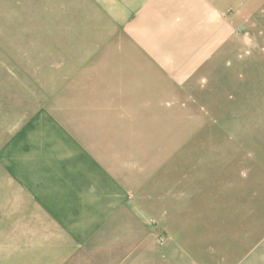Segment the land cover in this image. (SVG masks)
Returning a JSON list of instances; mask_svg holds the SVG:
<instances>
[{"label": "rangeland", "instance_id": "rangeland-1", "mask_svg": "<svg viewBox=\"0 0 264 264\" xmlns=\"http://www.w3.org/2000/svg\"><path fill=\"white\" fill-rule=\"evenodd\" d=\"M71 10L0 0V264L261 263L264 1L239 2L207 31L205 49L169 57L167 73L183 80L154 92L104 87L101 66L77 64L102 51L87 48L96 35ZM40 133L85 141L82 153L102 158L126 200L89 219L70 178L52 174L37 187L48 214L24 201L6 159L12 152L21 173V148ZM62 147L41 152L44 171L75 159L71 146L59 156Z\"/></svg>", "mask_w": 264, "mask_h": 264}, {"label": "crops", "instance_id": "crops-1", "mask_svg": "<svg viewBox=\"0 0 264 264\" xmlns=\"http://www.w3.org/2000/svg\"><path fill=\"white\" fill-rule=\"evenodd\" d=\"M68 1L72 3L70 18L79 19V30L87 27L88 34L96 35L93 44L87 48L102 51L92 63L80 61L77 64L101 66L104 87L109 81L129 82L135 84L131 86L134 91L154 92L166 90V86H160L162 81L183 80L180 77L174 79L167 73L169 57L181 60L190 56L191 50H200V44L206 43L207 31L215 34L217 22L220 24L228 11L237 10L239 2L264 0H61ZM73 3L78 5L77 9ZM40 135L43 138L38 144L28 141L22 146L21 173L15 174L12 152L6 159L7 183L13 187L18 185L17 193L23 194L24 201L36 200L39 204L35 203L36 207L48 214L49 199L47 197L45 201L37 187L51 182L52 174L60 176L62 181L70 178L72 190L76 192L77 200L83 202L89 219H107L111 201L120 206L126 200L125 187L121 188L117 181L111 180L102 158H97L93 152L91 157L82 153L81 146H87L84 140L80 143L63 135L59 139H50L54 142L50 143L43 134ZM62 145L61 150H56L59 156L68 155V146H71L75 159L60 161V171H44L41 152L48 155L54 151L53 147ZM105 201L106 205L103 204ZM262 209V261L257 264H264V201ZM88 237L89 234L83 241Z\"/></svg>", "mask_w": 264, "mask_h": 264}]
</instances>
